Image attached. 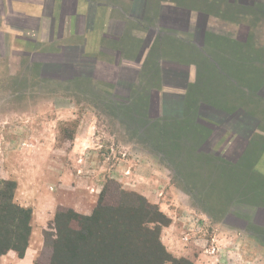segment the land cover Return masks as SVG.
<instances>
[{
	"label": "rangeland",
	"instance_id": "rangeland-1",
	"mask_svg": "<svg viewBox=\"0 0 264 264\" xmlns=\"http://www.w3.org/2000/svg\"><path fill=\"white\" fill-rule=\"evenodd\" d=\"M28 40L32 38L0 36V181L17 183L15 176L26 169L27 162L42 163L43 155L50 157L45 163L49 160L56 174L63 167L67 173L65 182L54 180L41 192H52L56 200L49 196L38 199L29 239L33 264H50L56 226L67 220L69 212L89 216L100 197L116 205L121 192L139 196L169 220L160 227L159 240L178 264H264L262 122L242 158L235 162L228 158L235 155L229 144L223 146L229 133L211 138L214 129L185 116L186 111L180 115L159 112L169 117L163 125L173 134L172 148L153 149L146 143L139 146L136 139L135 145L124 146L128 139L116 123L98 115L96 106L83 98L65 96L40 82L39 77L40 84H36L39 82L30 65L41 64L38 53H59L60 45H75L73 38L54 39L44 51H31L37 53L35 58H26L23 51H8L7 47ZM112 58L115 60V55ZM110 84L116 90L117 82ZM190 119L198 131L196 138L190 135L192 129L187 134L182 126L190 127ZM92 122L99 136L94 146L89 141L92 135L85 130ZM78 124L87 143L84 145L90 144L81 155L72 152V136ZM190 142L197 143L193 151L188 148ZM44 143L49 146L43 147ZM70 226L77 228L73 222Z\"/></svg>",
	"mask_w": 264,
	"mask_h": 264
},
{
	"label": "flooded vegetation",
	"instance_id": "flooded-vegetation-1",
	"mask_svg": "<svg viewBox=\"0 0 264 264\" xmlns=\"http://www.w3.org/2000/svg\"><path fill=\"white\" fill-rule=\"evenodd\" d=\"M226 1L225 8L219 12L227 14L224 22L227 26L222 23L209 27L207 17L201 16L192 27L183 15L170 28L162 11L157 10L160 13L157 12L154 26L148 27L145 40L133 58L140 67L121 66L111 78L124 85V92L139 82L156 83L149 88V113L163 110L165 114L180 115L187 111L196 115L197 123L214 129L211 138H222L229 133L223 146L229 144L235 155L228 158L235 162L249 147L259 122L264 125V62L261 61L264 60V17L242 12V7L264 6V0ZM197 12L208 15L205 10ZM148 21L152 24V20ZM229 23L236 28L230 30ZM151 41L155 44L145 53ZM60 47L59 53H38V57L42 56L44 77L65 79L84 74L98 80L103 76L94 58L83 57L78 47ZM122 52V49L112 51L115 58H120ZM35 54L30 53V57L35 58ZM64 70L68 76L61 73Z\"/></svg>",
	"mask_w": 264,
	"mask_h": 264
},
{
	"label": "trees",
	"instance_id": "trees-1",
	"mask_svg": "<svg viewBox=\"0 0 264 264\" xmlns=\"http://www.w3.org/2000/svg\"><path fill=\"white\" fill-rule=\"evenodd\" d=\"M231 8L234 10L233 6ZM242 12L256 15L257 18L264 17V6L257 4L253 7H242ZM79 50L83 57H91L84 56V52ZM251 52L253 54L252 50ZM30 53L31 51H24L23 55L28 58ZM258 56L262 57L261 54ZM30 66L37 82L39 77L40 82L60 90L67 97L83 98L87 103L96 106L99 114L110 119V124L117 120L123 125L130 134V139L137 135L138 130L145 129L147 139L143 143L150 144L151 148L167 149L173 145L170 142L174 139L173 134L167 131V125H163L164 119L169 117H162V121L160 118L148 117L149 88L155 87L156 83L139 82L129 92H124L125 87L122 84L116 86L115 90V85L96 82L84 74L65 79L44 77L43 62L32 63ZM67 72L64 70L61 73L68 76ZM186 107L189 108L188 104ZM185 113V116L190 115L195 121L196 115L187 111ZM190 121L192 122L191 119ZM194 121L190 123V127L186 128L185 124L182 126L187 134L190 132L188 129H192L190 135L196 138L198 131L194 127ZM179 123H183L182 120ZM196 145L197 143L190 142L188 148L193 151ZM217 160L225 163L222 159ZM15 189L14 181H0V256L14 251L22 258L30 239L32 211L14 201ZM152 209L139 196L121 192V198L116 205L107 204L100 197L89 216L69 212L67 220L58 222L56 226V239L51 243L50 264H178V260L164 249L159 240L160 227L166 226L169 220ZM71 222L76 224V229L70 226Z\"/></svg>",
	"mask_w": 264,
	"mask_h": 264
},
{
	"label": "crops",
	"instance_id": "crops-1",
	"mask_svg": "<svg viewBox=\"0 0 264 264\" xmlns=\"http://www.w3.org/2000/svg\"><path fill=\"white\" fill-rule=\"evenodd\" d=\"M226 2V0H0V36L32 38L25 44L14 45L13 48L7 47L8 51L16 54L19 51H44L45 47L52 46L54 39L63 41L72 37L74 46L84 53L90 52L89 56L96 61V68L103 74L98 80L115 83L116 79H112L111 75L119 67L126 66L129 69L140 67L133 58L145 40L148 27L154 26L153 22L155 23V17L159 12L157 10L162 11L161 15L170 28H174L173 26L183 15L192 27H195L196 21L201 16L207 17L209 27L220 26L222 23L227 26L224 24L228 18L227 14L219 12ZM132 10L135 14L131 13ZM197 10L208 11V15L198 14ZM148 20H152V24L149 25ZM229 27L235 29L236 25L229 23ZM153 44L154 41L149 43V47L144 49L145 53L154 46ZM115 45L123 49V58L121 55L120 58L113 60L112 49L116 48ZM91 114L94 118L97 117L95 111ZM148 117L160 118L162 121L160 113L152 115L149 113ZM115 123L125 139H128L124 146L135 143L144 146L143 142L147 139L145 129L138 130L137 135L130 139L125 127L117 120ZM79 126V124L76 126L72 136V152L77 155H81L90 144L94 146L96 139L99 138L95 134L96 127L92 122L90 126L85 127V130L92 135L90 144L84 145L87 143H84L80 136ZM135 139L137 142L134 143ZM46 146H49V143L43 144V147ZM77 155L75 157L78 159ZM43 159L44 162L37 164L30 159L25 171L15 176L17 183L14 201L22 207L31 208L32 219L40 205L38 199L49 196L56 200L52 192L47 191L48 193L44 195H41V192L44 193L45 188L57 180L60 183L65 182L67 177L64 167L60 174H56L57 171L49 160L45 163V159L50 157L43 155ZM21 194L25 195L21 197ZM32 253L33 248L28 243L22 258H19L14 251H8L0 256V264H33Z\"/></svg>",
	"mask_w": 264,
	"mask_h": 264
}]
</instances>
